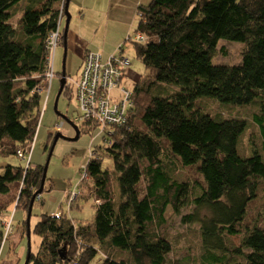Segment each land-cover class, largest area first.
<instances>
[{"label":"trees","instance_id":"obj_1","mask_svg":"<svg viewBox=\"0 0 264 264\" xmlns=\"http://www.w3.org/2000/svg\"><path fill=\"white\" fill-rule=\"evenodd\" d=\"M19 1L0 7L1 157L17 156L34 138L42 102L32 91L44 76L47 37L65 3L31 0L12 24L11 7ZM138 12L127 40L144 66L143 81L124 86L131 63L122 45L106 57L83 55L97 54L103 63L126 58L120 86L132 102L121 123L96 134L105 149L90 150L93 219L76 226L67 216L41 214L32 229L40 243L29 264H170L171 244L162 233L169 211L197 226V264H264V0H151ZM219 42L241 45L238 64L213 62ZM65 86L61 94L70 96ZM209 102L243 111L257 127L259 140L247 154L239 152L243 131L233 149L223 128L228 119L205 112ZM77 113L75 104L69 119ZM83 124L84 133L95 132ZM104 157L112 176L102 168ZM185 170L194 175L183 178ZM41 177L40 165H0V214L13 204L26 213ZM2 228L0 219V244ZM90 235L103 250L124 255L93 262L98 253Z\"/></svg>","mask_w":264,"mask_h":264},{"label":"rangeland","instance_id":"obj_2","mask_svg":"<svg viewBox=\"0 0 264 264\" xmlns=\"http://www.w3.org/2000/svg\"><path fill=\"white\" fill-rule=\"evenodd\" d=\"M108 1L110 0H69L67 5V12L70 16L68 30L70 32V27H73L75 22L83 21L81 19L83 16L87 23L84 34L92 42V51L100 52L106 57L110 52L117 51L122 45L123 53L130 59L131 63L129 68H127V75L123 80V84L127 88L132 89L134 83L143 81L145 69L142 63L135 57L134 45L127 40V36L134 35L137 22L140 19L138 8L148 5L151 0H111L109 13L107 11ZM17 19L18 15L16 14L12 19V24H18L17 22L19 20ZM64 20L65 18L62 20V27ZM123 22H127L126 27L123 26ZM93 28H99L96 34L92 33ZM82 52L83 49L76 48L75 46L72 47L68 43L64 58L63 46L57 47L54 54L55 71L60 72L63 59H65V73L67 76L75 79L82 62ZM216 52L213 58L214 63L236 65L241 60L242 47L236 43L219 42ZM55 76L58 75L55 74ZM58 88L59 79L54 78L47 102L45 106L42 104V115L41 112L39 113L34 141L32 139L33 142L31 141L25 149L22 147L19 148L17 156H0V165L9 164L22 167L24 170L31 167L34 168L35 165L43 166L47 159L49 147L54 136L57 134L56 131L60 129L56 126L52 130L58 122L64 123L62 130H59V132L67 138L73 137L74 132L72 128L60 116L62 115L67 119L72 118L75 106L74 95L67 96V92L65 95L61 94L57 102V109L54 110V101ZM43 100L44 97L42 98ZM186 100L190 101L192 98L187 97ZM175 102L177 105L183 104L182 99L175 100ZM203 108L206 109L205 112L211 115L220 114L224 119H228L224 123L223 128L231 136L233 149L237 136L243 131L240 139L241 143L239 144V152L241 154H247L250 142L256 143L259 140L257 127L250 123L249 118L244 117L246 115L243 111L232 110L228 112L220 109L216 104L211 102L207 103V106ZM235 118H242L244 122L236 120ZM244 124L246 127L243 130ZM101 136L102 134L96 135L92 132L84 133L80 131V136L77 141L58 139L49 159L43 190L38 194L39 197L36 196L31 210L29 220L31 251L34 249L36 252L38 244L40 243V238L32 233V229L38 222L41 214L57 212L60 214V218L67 216L76 226L85 224L87 221L91 222L93 219L94 201L92 197H89L92 193L93 186L91 179L85 175L83 168L89 162L87 160L90 150H93L94 147H99L102 151L105 149ZM101 162L102 168L107 170L111 176L115 174L109 158L104 157ZM189 173L187 170L183 171V178L189 179L194 175L192 172V175ZM15 205L9 206L7 211L0 214L3 233L6 222H9L10 219L12 220L6 235V241L0 248L3 254L0 256V264H24L26 258L27 237L26 226L23 225L25 223L26 213H23L21 209H16ZM187 212L188 210H181L183 215L187 214ZM196 229L197 226L183 224L180 215H176L172 211L167 213L166 224L164 229H162V233L171 244L172 250L168 256L170 264L198 263V252L196 250L198 245L193 239ZM90 236L91 240L89 243L97 249L98 253L97 258L93 262L100 261L101 258L104 259L110 253H113L117 258L124 255L119 251L111 249V251L109 249L103 250L100 243L92 235ZM78 245L84 246L81 242Z\"/></svg>","mask_w":264,"mask_h":264},{"label":"built area","instance_id":"obj_3","mask_svg":"<svg viewBox=\"0 0 264 264\" xmlns=\"http://www.w3.org/2000/svg\"><path fill=\"white\" fill-rule=\"evenodd\" d=\"M60 38L58 27L48 35L46 70L42 80L32 91V93L44 95V104L54 77L53 60ZM136 39L141 40L142 36L137 35ZM114 58L110 57L107 62L103 63L99 55L88 53L82 61L76 78L66 79V87L74 95L78 111L72 122L80 128L83 123H91L96 129V134L106 132V128L111 127L113 123H121L127 115V109L132 106L129 93L120 86L122 70L129 66V61L126 58L116 60ZM112 61L119 66V70L113 68ZM56 126L59 128L61 124ZM55 217L58 215L56 214ZM4 228L5 233L0 248L6 239L10 221L6 222Z\"/></svg>","mask_w":264,"mask_h":264},{"label":"water","instance_id":"obj_4","mask_svg":"<svg viewBox=\"0 0 264 264\" xmlns=\"http://www.w3.org/2000/svg\"><path fill=\"white\" fill-rule=\"evenodd\" d=\"M68 1L69 0H66V3H65V9H64V25H63V28H62V40H63V48H64V53H63V57L65 58L66 56V50H67V30H68V25H69V20H70V16L67 12V5H68ZM64 63H65V59H63V64H62V67H61V70H60V79H59V88H58V91H57V95L55 97V101H54V110L57 109V102H58V99L64 89V84H65V76H66V73H65V68H64ZM59 115V114H58ZM62 117V119L68 124L70 125V127L72 128L73 132H74V137H70V138H67L66 136L60 134V133H57L54 138H53V142L49 148V151H48V155H47V159L45 161V164L43 165V169H42V177H41V180H40V185H39V188L33 193V195L31 196L30 198V201H29V204H28V207H27V213H26V219H25V226H26V237H27V254H26V258H25V261H24V264H29V261H30V255H31V249H30V241H29V238H30V226H29V220H30V217H31V210H32V206H33V203H34V200L36 198V196L38 194H40L43 190V184L45 182V179H46V172H47V168H48V164H49V159L51 157V154H52V151L55 147V144L57 142L58 139H61V140H65V141H77L78 138H79V130L77 129V127L75 125H73L67 118H65L64 116H60Z\"/></svg>","mask_w":264,"mask_h":264},{"label":"crops","instance_id":"obj_5","mask_svg":"<svg viewBox=\"0 0 264 264\" xmlns=\"http://www.w3.org/2000/svg\"><path fill=\"white\" fill-rule=\"evenodd\" d=\"M10 0H0V7L4 6L5 4H7ZM116 1V0H115ZM121 1V0H120ZM31 0H21L19 1L16 5L14 4L12 7H11V10L14 11V15H13V18L14 16L17 14L18 15V19L19 20L23 14V9L26 8L29 4H30ZM111 9V0L108 1V4H107V11L109 13ZM82 16V15H81ZM12 18V19H13ZM64 19V18H63ZM62 19V20H63ZM83 21H78V22H75V25L73 27H70V32L68 30V35H67V44H71V46H75L76 48H80V49H83V52H82V58H83V55L85 54V52L87 51H92L91 48V44L92 42L90 41V39H88V37L84 34V30L85 28L87 27V23L85 22L84 20V17L82 16ZM13 22V20H12ZM102 24V23H101ZM127 25V22H123V26L126 27ZM99 30V28H93L92 29V33H97V31ZM103 38V36H102ZM118 41V39H117ZM119 43V42H118ZM117 43V44H118ZM62 46V45H61ZM60 47V46H59ZM113 47V46H112ZM112 49V48H111ZM111 53V52H110ZM81 58V59H82ZM52 213L54 212H49V213H46L48 215H51ZM2 254V252H1ZM3 255V254H2Z\"/></svg>","mask_w":264,"mask_h":264},{"label":"clouds","instance_id":"obj_6","mask_svg":"<svg viewBox=\"0 0 264 264\" xmlns=\"http://www.w3.org/2000/svg\"><path fill=\"white\" fill-rule=\"evenodd\" d=\"M63 3H64V0H63ZM65 3H66V0H65ZM65 3H64V5H63V7L61 8V13H60V16H59V20H58V29H59V31H60V35H61V38H60V43H59V45H58V47L59 46H61V44H63V40H62V19L64 18V9H65ZM140 16V15H139ZM64 25V24H63ZM63 46V45H62ZM82 60H83V58H82ZM53 69H54V60H53ZM79 70V69H78ZM78 72V71H77ZM55 74H57L58 76H55ZM69 76H65V82H66V79L68 78ZM54 78H58V79H60V72L58 73V72H56L55 71V69H54V77H53V79ZM52 79V80H53ZM51 84H52V81H51ZM66 87V86H65ZM50 88H51V85H50ZM50 88H49V91H50ZM42 94H45V93H42ZM48 94H49V92H48ZM39 95V94H38ZM46 95V94H45ZM40 97H41V102H42V104H43V106H45V104H44V100L42 101V98L44 97V95H39ZM48 96V95H47ZM48 98V97H47ZM47 102V101H46ZM41 109H42V106H41ZM42 110H41V115H42ZM68 120L73 124V125H75L73 122H72V120H70L69 118H68ZM65 122V121H64ZM66 123V122H65ZM60 125L61 124V127H59L60 129H57V133H60L59 132V130H62V128H63V125H64V123L62 122V123H60V122H58L56 125ZM67 124V123H66ZM56 125L52 128V130L56 127ZM68 125V124H67ZM68 126H70V125H68ZM76 127H77V129L79 130V134H80V131H82L83 132V128H80L78 125H75ZM60 134H62V133H60ZM93 134H96V130H95V132L93 133ZM63 135V134H62ZM80 136V135H79ZM73 137H74V135H73ZM79 139V138H78ZM33 141H34V138H33ZM32 141V142H33ZM58 141V140H57ZM53 142V141H52ZM57 143V142H56ZM52 144V143H51ZM56 145V144H55ZM51 146V145H50ZM50 148V147H49ZM91 152H90V154H89V157H88V160L87 161H90L91 160ZM88 164V163H87ZM87 164H85L84 165V173H85V175H87L88 176V174H87V172H86V167H87ZM26 168H27V166H25ZM42 169H43V166H42ZM83 170V169H82ZM39 188V187H38ZM35 192V191H34ZM33 192V193H34ZM33 195V194H32ZM38 196V195H37ZM39 197V196H38ZM36 199V198H35ZM70 201V200H69ZM95 203H96V205L99 203V201H95ZM13 212H14V210H13ZM12 212V213H13ZM27 213V212H26ZM58 215V217L60 216V214H58L57 212H54L53 214H51V216H53L54 218H55V215ZM10 221V225H11V222H12V220L10 219L9 220ZM4 233H5V228H4ZM3 236H4V234H3ZM7 238V237H6ZM5 241H6V239L4 240V242H3V244L5 243ZM0 253H1V251H0Z\"/></svg>","mask_w":264,"mask_h":264}]
</instances>
